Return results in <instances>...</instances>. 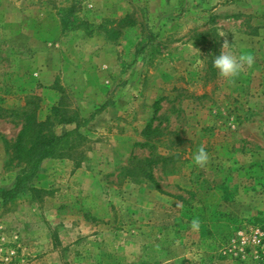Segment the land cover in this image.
<instances>
[{
  "label": "rangeland",
  "instance_id": "obj_1",
  "mask_svg": "<svg viewBox=\"0 0 264 264\" xmlns=\"http://www.w3.org/2000/svg\"><path fill=\"white\" fill-rule=\"evenodd\" d=\"M225 39L253 57L231 82L211 63ZM58 104L87 122L55 124L72 132L41 193L0 199V264H264V0H0V193L18 115ZM133 157L164 194L125 176Z\"/></svg>",
  "mask_w": 264,
  "mask_h": 264
},
{
  "label": "trees",
  "instance_id": "obj_2",
  "mask_svg": "<svg viewBox=\"0 0 264 264\" xmlns=\"http://www.w3.org/2000/svg\"><path fill=\"white\" fill-rule=\"evenodd\" d=\"M106 23L117 24L116 28H114V39L120 36L122 28L135 25L132 15H125L120 20L106 21ZM162 100L161 98L153 104V116L142 131V135L146 140H152L154 137L159 138L163 136L159 133L158 127L153 128V123L158 118L157 115L160 111ZM60 107L61 104H58L57 107L53 109L52 114L44 121H39L31 117L29 111H24L22 114L18 115L19 119L22 120V125L16 138L13 142L7 140L3 141L8 156L5 165L6 169L20 166V173L14 186L0 193L3 207L6 206L9 201L16 199L20 194L28 193L35 195L41 193V190L36 189L33 185L40 164L46 159L61 158L63 152L68 148L67 140L69 134L72 132L70 131L59 136L54 131L55 124H75L76 129H74V132H77L82 124L87 122V120L81 118L76 111L66 115L63 114L61 118H58L57 113ZM15 115V117H17V114ZM154 162L155 161H153L151 157H146L144 159H136L133 157L129 165L125 167V176L129 177L134 183H148L152 185L157 192L164 194V191L160 189L158 182L152 174Z\"/></svg>",
  "mask_w": 264,
  "mask_h": 264
},
{
  "label": "clouds",
  "instance_id": "obj_3",
  "mask_svg": "<svg viewBox=\"0 0 264 264\" xmlns=\"http://www.w3.org/2000/svg\"><path fill=\"white\" fill-rule=\"evenodd\" d=\"M221 37H225L224 34H221ZM211 63L221 79L231 82L239 77L245 66L252 65L253 57L247 50L235 51L233 40L230 43L225 39L218 55L212 57ZM207 160L208 154L203 147L199 148L192 157V162L197 167H203ZM192 227L197 228L198 222H193Z\"/></svg>",
  "mask_w": 264,
  "mask_h": 264
}]
</instances>
